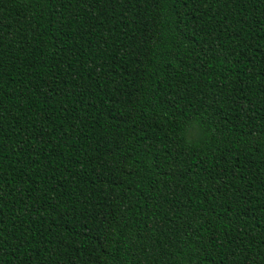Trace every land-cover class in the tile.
Returning a JSON list of instances; mask_svg holds the SVG:
<instances>
[{
	"label": "trees",
	"instance_id": "trees-1",
	"mask_svg": "<svg viewBox=\"0 0 264 264\" xmlns=\"http://www.w3.org/2000/svg\"><path fill=\"white\" fill-rule=\"evenodd\" d=\"M0 264H264V0H0Z\"/></svg>",
	"mask_w": 264,
	"mask_h": 264
}]
</instances>
